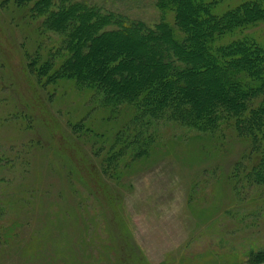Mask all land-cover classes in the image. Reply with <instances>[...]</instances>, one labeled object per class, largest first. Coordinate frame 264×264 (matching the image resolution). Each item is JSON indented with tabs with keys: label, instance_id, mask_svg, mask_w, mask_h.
<instances>
[{
	"label": "rangeland",
	"instance_id": "obj_1",
	"mask_svg": "<svg viewBox=\"0 0 264 264\" xmlns=\"http://www.w3.org/2000/svg\"><path fill=\"white\" fill-rule=\"evenodd\" d=\"M85 1L161 16L156 0ZM31 2L0 0V264H264L252 136L232 119L142 120L48 73L67 53Z\"/></svg>",
	"mask_w": 264,
	"mask_h": 264
},
{
	"label": "trees",
	"instance_id": "obj_2",
	"mask_svg": "<svg viewBox=\"0 0 264 264\" xmlns=\"http://www.w3.org/2000/svg\"><path fill=\"white\" fill-rule=\"evenodd\" d=\"M24 1L66 50L44 62L48 73L87 84L111 107L134 104L142 120L232 119L259 150L247 175L264 182V36L250 31L264 21V0H156L153 25L85 0Z\"/></svg>",
	"mask_w": 264,
	"mask_h": 264
}]
</instances>
